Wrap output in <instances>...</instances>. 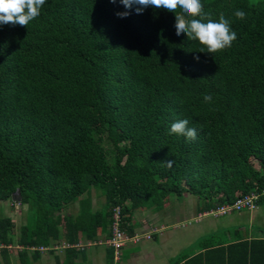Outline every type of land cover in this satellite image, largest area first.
<instances>
[{
  "label": "trees",
  "instance_id": "trees-1",
  "mask_svg": "<svg viewBox=\"0 0 264 264\" xmlns=\"http://www.w3.org/2000/svg\"><path fill=\"white\" fill-rule=\"evenodd\" d=\"M200 2L212 20L230 21L231 47L200 52L176 35L175 13L137 14L120 0H46L27 27L0 25V201L13 203L19 189L26 206L16 264H38L40 246L55 254L62 242L55 264H79V239L95 241L99 229L109 237L117 206L133 235V211L160 209L171 193L197 195L210 210L264 188V0ZM183 119L194 141L170 134ZM75 202L77 213L66 212ZM13 228L0 216V264H14ZM211 236L174 264H264V239ZM113 257L108 246L106 264Z\"/></svg>",
  "mask_w": 264,
  "mask_h": 264
},
{
  "label": "crops",
  "instance_id": "crops-1",
  "mask_svg": "<svg viewBox=\"0 0 264 264\" xmlns=\"http://www.w3.org/2000/svg\"><path fill=\"white\" fill-rule=\"evenodd\" d=\"M191 195L190 193H187ZM188 195H185L189 198ZM178 202V198L173 197ZM198 201L194 206L196 216L193 219H189L187 222H201L204 216L211 215L216 217L212 220H207L205 222V229L211 228L209 232L200 235L198 238L193 240L197 242L200 238L204 236L209 237V241L212 243L228 244L236 240H242L251 242L256 239H264V197H261L257 201V206L252 209H244L238 212H232L225 215L222 221H214L218 216L209 213L211 210H204L203 201L200 197H197ZM167 202V201H166ZM165 202V203H166ZM171 207H174L170 211V208L163 203L160 209L153 208H136L139 210L133 211L132 220L134 225V234H143L139 242H128L124 247H122L121 259L119 264H174L180 253L181 245L183 242V237L187 234L193 232L191 231L183 232L180 234L179 225L175 227L173 224L176 219H179L182 214V209L179 207L181 205H176L174 199H171ZM93 209L96 208L92 202ZM166 210V212H163ZM193 210L189 207L186 213H192ZM194 213V212H193ZM193 214V215H195ZM236 214V217L229 216ZM190 217H192L190 215ZM187 222L181 225V227L187 226ZM172 226L170 229H166ZM155 229V230H154ZM154 232H151V231ZM151 233V238L146 239L144 237L145 233ZM184 235V236H182ZM108 238V235L101 234L100 229L98 230L97 243L86 246L85 256H80L77 260L79 264H106V251L107 245L104 241ZM57 242V241H56ZM193 242V243H194ZM63 243V242H62ZM59 243V244H62ZM81 244L87 243L83 239L80 241ZM63 253V250H56L55 254ZM193 252V251H192ZM54 253L44 252L41 256V261L38 264H55ZM61 256V255H59ZM12 256L13 263L16 264L17 260ZM178 264H183V260Z\"/></svg>",
  "mask_w": 264,
  "mask_h": 264
},
{
  "label": "clouds",
  "instance_id": "clouds-1",
  "mask_svg": "<svg viewBox=\"0 0 264 264\" xmlns=\"http://www.w3.org/2000/svg\"><path fill=\"white\" fill-rule=\"evenodd\" d=\"M45 2L46 0H0V25L12 23L27 27L30 21L38 17L40 8ZM111 2L116 3V0H111ZM120 3L126 9L136 6L137 14H142L143 10L148 7L175 13L176 35L185 34L189 41L198 42L203 46L200 52L212 55L219 50L231 47L232 42L237 39L236 32L231 30L230 21L225 18L224 14H220L219 22L212 20L210 14L203 11L200 0H120ZM178 9L181 10L179 13ZM129 14L127 11L116 13L121 18ZM234 15L242 20L246 13L237 10ZM194 59L199 60V57L196 56ZM211 100L210 95L204 96L205 102H211ZM188 124L187 119L174 122L171 125L170 134L182 135L189 142L194 141L197 138V130L188 127ZM163 163L170 168L173 161L165 160Z\"/></svg>",
  "mask_w": 264,
  "mask_h": 264
},
{
  "label": "rangeland",
  "instance_id": "rangeland-1",
  "mask_svg": "<svg viewBox=\"0 0 264 264\" xmlns=\"http://www.w3.org/2000/svg\"><path fill=\"white\" fill-rule=\"evenodd\" d=\"M106 148H107V151H108V158L111 157L112 155V152H110L109 150V147L110 145L109 144H105ZM251 162L253 163L254 167L256 169L259 168V163L257 160L255 159H251ZM188 195V194H186ZM176 197L177 196L175 194H170L168 197H166L165 199H163V203H165L166 201V206L170 208V211L174 209V207H171V199H174L176 205H178V202H179V205H181L179 208L182 209V214L180 215L181 217L179 219H176V221H174V225L175 227H178L179 225V228H176V229H179V232L180 234H182L183 232H187V231H191L193 229V232L187 234V236H184L183 237V242H182V247H181V252L183 251H188L189 252H192L193 251V246H194V242L193 240H195L196 238H198L200 235H203L205 234L206 232H209L211 228H208V229H205L207 228L208 226L205 227V222L206 220L204 219H207V220H212V219H215L216 217H213L211 215H207V216H204V219H202L201 222H193L191 221L190 223L187 222L189 219H193V217L196 216L195 214V209H194V206L198 200V196L197 195H188L189 198H187L186 196H182L180 198H178V202L175 200V198L173 197ZM91 198H92V202L93 204L95 205L96 208H99V209H102V206L104 205V197L101 196V195H98L96 194L95 190L92 189V193H91ZM194 205V206H193ZM189 207L193 210L192 213H186L184 214L185 212H187L189 210ZM77 209H78V204L75 202L73 204H71L70 206H68V208L66 209V212L68 213H72V214H76L77 213ZM140 209V208H139ZM139 209H135L134 211L136 210H139ZM163 212H166V210H164ZM195 214V215H193ZM190 215L192 217H190ZM0 216H5V217H10L13 219L14 221V228L12 230V236H13V239H14V243L13 244H10L11 247V255L13 256L14 261L17 260V252L16 250H19L22 248L21 245H19L18 243H16L17 239L19 238V233H20V226L22 224H24L25 222V217H26V206L25 205H20V203L18 202H14L13 203L10 201V200H5V201H0ZM237 215L236 214H233L231 216H229V218L231 217H236ZM225 216H218L216 220H214L215 222L217 221H222V218H224ZM185 222H187V226L185 227H181L182 224H184ZM172 228V226H170L169 228L166 227V229H170ZM155 230V229H154ZM151 232H154L153 230ZM150 233V231H149ZM149 233H145L144 234V237L147 239V235H149ZM136 235H141V237L143 236V234H140V233H135ZM151 235V233H150ZM152 236V235H151ZM82 238L79 239V241H81ZM108 239V238H107ZM106 239V240H107ZM104 241V243L107 245V246H110L107 244V241ZM194 242V243H193ZM90 243V244H89ZM94 243H97V240L95 241H88L87 243H85L84 245L89 246L91 244H94ZM135 243V242H133ZM56 244V241L52 242V245ZM63 244H65V246H68V244H66V242H63L60 246L57 247V250H63ZM77 245H83L81 243H78ZM75 245V246H77ZM9 246V245H8ZM47 251V250H46ZM45 251V252H46ZM179 253V254H180ZM59 255H63V253H59ZM119 259V262H120V259H121V255H120V258ZM113 260H114V257H113ZM119 262L117 264H119ZM115 264V262H114Z\"/></svg>",
  "mask_w": 264,
  "mask_h": 264
},
{
  "label": "built area",
  "instance_id": "built-area-1",
  "mask_svg": "<svg viewBox=\"0 0 264 264\" xmlns=\"http://www.w3.org/2000/svg\"><path fill=\"white\" fill-rule=\"evenodd\" d=\"M264 197V188L257 191H250L238 197L232 203H224L219 207L211 209L209 211L210 214L215 216L229 214L234 211H241L244 209L252 210L257 206V201ZM120 207L117 206L114 208L112 214V222L110 225V236L108 237L107 244L110 245L114 250V262L117 264L119 262L120 255L122 252V247H124L128 242H139L141 240V235H128L125 231L120 228ZM147 239L151 238V235L146 236ZM60 245H55V248ZM11 245L8 246V248ZM65 247V244H63ZM50 247L40 246L39 250L41 252L48 250ZM11 249V248H10Z\"/></svg>",
  "mask_w": 264,
  "mask_h": 264
},
{
  "label": "water",
  "instance_id": "water-1",
  "mask_svg": "<svg viewBox=\"0 0 264 264\" xmlns=\"http://www.w3.org/2000/svg\"><path fill=\"white\" fill-rule=\"evenodd\" d=\"M11 198H12V201L20 203V200H21L20 190L17 189V190L12 194V197H11Z\"/></svg>",
  "mask_w": 264,
  "mask_h": 264
}]
</instances>
